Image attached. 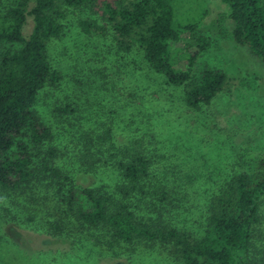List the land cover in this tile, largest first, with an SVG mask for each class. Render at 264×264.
<instances>
[{"label":"rangeland","instance_id":"rangeland-1","mask_svg":"<svg viewBox=\"0 0 264 264\" xmlns=\"http://www.w3.org/2000/svg\"><path fill=\"white\" fill-rule=\"evenodd\" d=\"M0 1L8 7L18 0ZM84 18L104 25V34L82 31L78 21ZM200 20L201 26L182 34L172 47V63L185 68L196 37L205 36L193 78L198 81L204 68L228 75L208 105L188 106L183 88L167 83L137 46L118 49L99 5L65 9L60 35L47 41L48 60L61 79L55 87L45 85L34 102L51 129L44 147L57 150L50 166L77 186L120 198L116 185L122 178L113 161L139 152L149 160L145 194L123 201L139 217L159 214L166 224L197 236L203 233L210 197L232 174L252 170L264 157V63L233 40L224 2H175V23ZM32 25L28 17L25 36ZM107 130L111 138L105 140ZM38 175L46 178L28 187L21 199L0 188V264H182L146 244L113 255L88 241L76 243L73 236H53L48 225L57 214V186L48 185L50 172ZM160 188L167 192L164 200L154 192ZM260 202L258 228L264 233V197Z\"/></svg>","mask_w":264,"mask_h":264},{"label":"trees","instance_id":"trees-1","mask_svg":"<svg viewBox=\"0 0 264 264\" xmlns=\"http://www.w3.org/2000/svg\"><path fill=\"white\" fill-rule=\"evenodd\" d=\"M176 1L32 0L30 7L29 0H18L8 7L0 1V188L21 199L28 187L46 178L39 173L50 172L48 185L57 186V214L48 225L53 236H73L76 243L88 241L106 253L122 255L123 248L129 251L146 244L182 264H264V233L258 228L263 219L264 157L252 170L232 174L210 197L207 221L199 236L166 224L159 214L139 217L123 201L137 193L145 194L149 160L139 152H128L113 161L122 178L116 185L120 198L77 186L59 168L50 166L57 150L44 147L52 137L51 129L38 116L34 102L45 85L55 87L60 82V73L48 60L47 41L60 35V19L66 8L99 5L117 48H140L147 63L167 83L183 88L188 106L208 105L222 91L228 82L225 71L204 68L198 81L192 76L195 61L207 44L205 36L196 37L185 68L173 66L172 47L182 34L202 24L201 20L175 23ZM221 1L233 22V40L246 45L264 63V0ZM28 17L33 25L25 36ZM78 23L86 33L105 32V26L93 19H79ZM104 138H111L109 130ZM154 192L162 200L167 197L162 188Z\"/></svg>","mask_w":264,"mask_h":264}]
</instances>
